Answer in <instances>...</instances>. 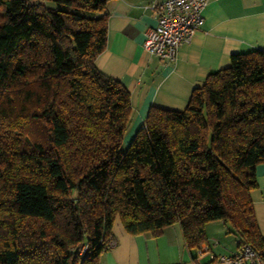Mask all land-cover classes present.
<instances>
[{"label":"trees","instance_id":"16d2710c","mask_svg":"<svg viewBox=\"0 0 264 264\" xmlns=\"http://www.w3.org/2000/svg\"><path fill=\"white\" fill-rule=\"evenodd\" d=\"M111 0H0V264H100L130 235L208 223L264 259L251 191L264 163V50L231 56L184 111L151 108L126 151L125 86L97 69Z\"/></svg>","mask_w":264,"mask_h":264},{"label":"crops","instance_id":"0c3cea01","mask_svg":"<svg viewBox=\"0 0 264 264\" xmlns=\"http://www.w3.org/2000/svg\"><path fill=\"white\" fill-rule=\"evenodd\" d=\"M166 0H111L107 3V44L95 61L104 75L121 82L129 91L133 117L131 132L137 133L151 108L184 111L192 92L204 85L211 72L226 69L231 56L264 50V0H210L203 27L193 32L174 63L149 54L143 43L157 25L156 7ZM257 187L251 201L257 225L264 238V163L255 169ZM207 248L215 256L239 252L237 238L222 221L205 227ZM112 233L116 246L100 264H208L189 250L181 228L175 224L158 237L130 235L116 219Z\"/></svg>","mask_w":264,"mask_h":264},{"label":"built area","instance_id":"2783aa9c","mask_svg":"<svg viewBox=\"0 0 264 264\" xmlns=\"http://www.w3.org/2000/svg\"><path fill=\"white\" fill-rule=\"evenodd\" d=\"M210 0H166L156 7L157 25L150 29L143 48L165 63H174L180 48L188 43L193 32L205 22L204 11ZM209 259L208 264H264V259L250 246H244L233 256H215L207 248L197 250V259Z\"/></svg>","mask_w":264,"mask_h":264},{"label":"rangeland","instance_id":"374dc122","mask_svg":"<svg viewBox=\"0 0 264 264\" xmlns=\"http://www.w3.org/2000/svg\"><path fill=\"white\" fill-rule=\"evenodd\" d=\"M131 131L132 130L129 127L126 134H125L124 140H123L122 151H126L129 148L130 144L132 143V141L136 135V133H133Z\"/></svg>","mask_w":264,"mask_h":264}]
</instances>
